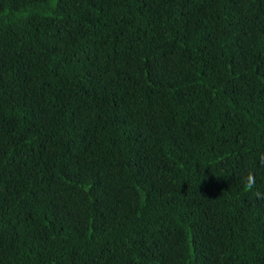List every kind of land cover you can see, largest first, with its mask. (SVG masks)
I'll return each mask as SVG.
<instances>
[{
    "label": "trees",
    "instance_id": "1",
    "mask_svg": "<svg viewBox=\"0 0 264 264\" xmlns=\"http://www.w3.org/2000/svg\"><path fill=\"white\" fill-rule=\"evenodd\" d=\"M257 191L264 0H0V264H264Z\"/></svg>",
    "mask_w": 264,
    "mask_h": 264
},
{
    "label": "clouds",
    "instance_id": "2",
    "mask_svg": "<svg viewBox=\"0 0 264 264\" xmlns=\"http://www.w3.org/2000/svg\"><path fill=\"white\" fill-rule=\"evenodd\" d=\"M255 188V175L249 172L244 180V189L247 192H252ZM254 196L264 199V194L260 192H254Z\"/></svg>",
    "mask_w": 264,
    "mask_h": 264
}]
</instances>
